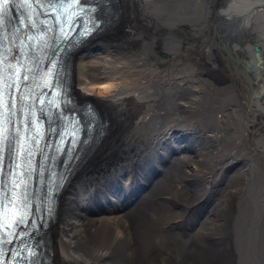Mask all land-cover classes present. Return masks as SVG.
I'll return each mask as SVG.
<instances>
[{
  "label": "bare ground",
  "instance_id": "1",
  "mask_svg": "<svg viewBox=\"0 0 264 264\" xmlns=\"http://www.w3.org/2000/svg\"><path fill=\"white\" fill-rule=\"evenodd\" d=\"M113 3L72 60L108 130L45 227L51 264H264V0Z\"/></svg>",
  "mask_w": 264,
  "mask_h": 264
},
{
  "label": "rangeland",
  "instance_id": "2",
  "mask_svg": "<svg viewBox=\"0 0 264 264\" xmlns=\"http://www.w3.org/2000/svg\"><path fill=\"white\" fill-rule=\"evenodd\" d=\"M107 209H113V207L112 206H99V207H97L96 208V211H104V210H107ZM72 210H73V208H72ZM84 213H86V214H92V213H88L86 210L84 211ZM80 215H81V213H80ZM202 217V216H201ZM196 221V222H195ZM193 223V224H192ZM198 223H199V221H197V220H193L192 222H190V223H186V224H184L183 226L181 225V226H178V227H175L176 226V224H173L172 225V227L173 228H181V229H183V231L185 232V233H194V232H196V230H197V228H199V226H198ZM191 224L193 225V229L192 228H190V226H191ZM171 227V229L170 230H172L173 228ZM186 227V228H185ZM186 231H188V232H186ZM190 231V232H189Z\"/></svg>",
  "mask_w": 264,
  "mask_h": 264
},
{
  "label": "water",
  "instance_id": "3",
  "mask_svg": "<svg viewBox=\"0 0 264 264\" xmlns=\"http://www.w3.org/2000/svg\"><path fill=\"white\" fill-rule=\"evenodd\" d=\"M255 57H256V59H257V60H259L258 51H256V53H255ZM259 61H260V60H259ZM193 218H194V217H193ZM190 228H192V229H193V225H192V224H191Z\"/></svg>",
  "mask_w": 264,
  "mask_h": 264
}]
</instances>
